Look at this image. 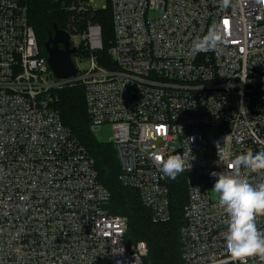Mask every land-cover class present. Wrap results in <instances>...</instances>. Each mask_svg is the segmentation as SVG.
Here are the masks:
<instances>
[{
	"label": "built area",
	"instance_id": "2783aa9c",
	"mask_svg": "<svg viewBox=\"0 0 264 264\" xmlns=\"http://www.w3.org/2000/svg\"><path fill=\"white\" fill-rule=\"evenodd\" d=\"M105 2L65 6L86 27L65 30L78 47L77 75L57 79L27 5L0 0V264H143L148 253L145 241L127 243L128 218L110 212L111 191L56 107L59 90L76 82L90 130L111 126L119 179L138 192L153 223L172 218V180L156 156L180 150L190 161L182 173L184 264H239L226 253L227 215L211 173L233 171L248 149L264 151V0H230L227 8L220 0ZM108 7L113 68L99 63L103 32L93 20ZM213 27L224 35L222 51L193 54L192 42ZM209 128L220 131L211 141ZM210 147L215 155L207 157ZM240 173L264 182L262 173ZM257 226L264 231V216Z\"/></svg>",
	"mask_w": 264,
	"mask_h": 264
},
{
	"label": "trees",
	"instance_id": "16d2710c",
	"mask_svg": "<svg viewBox=\"0 0 264 264\" xmlns=\"http://www.w3.org/2000/svg\"><path fill=\"white\" fill-rule=\"evenodd\" d=\"M28 7V16L34 28L43 53L45 44L54 34V26L68 30L70 12L65 6L72 0H23ZM94 22L102 27L104 51L100 53L99 63L113 68L108 56L106 36L113 33L112 14L108 7L93 16ZM111 36V35H110ZM56 107L60 111L64 125L69 128L90 155L94 158L100 182L112 194L109 210L113 214L128 218L126 241L129 245L145 241L148 253L143 264H184L181 229L184 223V209L187 203V187L182 174L172 180L170 186L171 214L168 223L155 224L150 212L143 205L138 192L125 187L120 179V163L113 143H104L90 130V118L85 102V90L80 82L63 87L58 92Z\"/></svg>",
	"mask_w": 264,
	"mask_h": 264
},
{
	"label": "clouds",
	"instance_id": "9594fccd",
	"mask_svg": "<svg viewBox=\"0 0 264 264\" xmlns=\"http://www.w3.org/2000/svg\"><path fill=\"white\" fill-rule=\"evenodd\" d=\"M229 4L230 0H220L222 8H227ZM224 44L223 33L213 27L192 42L191 51L193 54L219 53ZM155 159L163 176L171 180L192 167L190 161L179 153L166 159L158 155ZM232 167L234 170L231 172L211 173L217 177L212 191L227 215V231L224 233L226 253L239 264H247L249 257L264 260V231L257 226V217L264 216V182L253 185L240 173L243 167L250 173L264 174V151L253 153L248 149L235 157Z\"/></svg>",
	"mask_w": 264,
	"mask_h": 264
},
{
	"label": "water",
	"instance_id": "95a60500",
	"mask_svg": "<svg viewBox=\"0 0 264 264\" xmlns=\"http://www.w3.org/2000/svg\"><path fill=\"white\" fill-rule=\"evenodd\" d=\"M45 50L50 67L57 79H70L77 75L73 55L78 52V47L72 46L69 32L54 26V34L46 42ZM177 153L181 154V151L175 152Z\"/></svg>",
	"mask_w": 264,
	"mask_h": 264
},
{
	"label": "rangeland",
	"instance_id": "374dc122",
	"mask_svg": "<svg viewBox=\"0 0 264 264\" xmlns=\"http://www.w3.org/2000/svg\"><path fill=\"white\" fill-rule=\"evenodd\" d=\"M75 0H72V2ZM98 3L100 6H103L104 4H108V2H105V0H98ZM70 4V3H68ZM69 22H68V28L71 30L78 29V31H83L86 27V18L83 16H80L78 14L71 13L69 16ZM111 35V36H110ZM113 33L111 32L106 36L107 41L105 40V44L108 45V40L112 38ZM80 67L85 66V62L79 63ZM220 131L217 128H209L204 130V135L207 140L211 141L213 137H216L219 135ZM96 137L99 141L104 143H110L112 141V128L110 125L103 126L99 131L96 133ZM215 155V148L210 147L209 152L207 153V157H211ZM182 174V173H181Z\"/></svg>",
	"mask_w": 264,
	"mask_h": 264
},
{
	"label": "flooded vegetation",
	"instance_id": "af4514ba",
	"mask_svg": "<svg viewBox=\"0 0 264 264\" xmlns=\"http://www.w3.org/2000/svg\"><path fill=\"white\" fill-rule=\"evenodd\" d=\"M60 47H62V46L60 45Z\"/></svg>",
	"mask_w": 264,
	"mask_h": 264
}]
</instances>
